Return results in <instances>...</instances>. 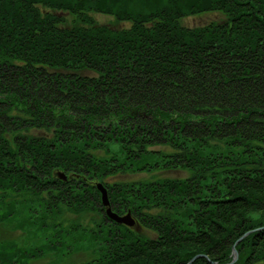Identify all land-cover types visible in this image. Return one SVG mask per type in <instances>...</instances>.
Listing matches in <instances>:
<instances>
[{
	"label": "trees",
	"instance_id": "trees-1",
	"mask_svg": "<svg viewBox=\"0 0 264 264\" xmlns=\"http://www.w3.org/2000/svg\"><path fill=\"white\" fill-rule=\"evenodd\" d=\"M205 13L224 21L181 24ZM188 141L238 151L212 157ZM152 146L171 149L167 163ZM167 166L190 176L105 181ZM26 197L97 212L93 228L71 223L99 244L79 264H264V0H0V224L36 231L43 217L15 222ZM184 203L195 208L185 225ZM48 248L0 239V264Z\"/></svg>",
	"mask_w": 264,
	"mask_h": 264
},
{
	"label": "rangeland",
	"instance_id": "rangeland-1",
	"mask_svg": "<svg viewBox=\"0 0 264 264\" xmlns=\"http://www.w3.org/2000/svg\"><path fill=\"white\" fill-rule=\"evenodd\" d=\"M98 25L107 26L112 30H119L128 27L127 22H116L115 17L112 15H105L101 13H92L90 15ZM67 18V24H71V18L69 16ZM224 21V18L218 13H205L198 16H190L185 17L181 20V24L185 27H197L202 25H207L211 22H221ZM84 75H90V73L84 72ZM199 144L194 142H186L185 148H198ZM118 146L114 145L110 147L112 152H118ZM199 150H203L204 154L211 155L215 157L216 153H224L227 154L229 151H233L237 153L238 150H231L226 141L221 142H209L207 146H200ZM150 151H153L156 154V157L161 160V166L167 163V155L171 154V149L168 146H152L149 148ZM191 150V149H190ZM103 154V153H102ZM165 154V155H164ZM162 155V156H161ZM154 173H139V172H121L118 175H114L111 177L105 178L106 182L109 183H137L138 181L151 180V179H185L190 176L189 172L178 166H167L166 168H161L159 170H152ZM93 182H96L94 180ZM100 182V181H97ZM96 182V183H97ZM205 182L207 185L216 186V180L208 178ZM99 184V183H98ZM17 200H23L22 198H18ZM24 205H18L17 210L19 213L15 216L17 219L15 222L25 220L29 217H33V219H43L39 220L35 223L36 231L28 229V226H24L21 229L14 227V225L3 226L0 224V239L7 240L13 239L16 241V245L19 248H35L41 247L42 245L48 246L49 248L44 251L43 255L37 258L27 260L26 264H79L84 262L90 254H92L96 249L99 248V244L96 241L92 240V235L86 233L80 229L74 230L71 226V223L81 224L86 227L93 228L91 226L94 225L93 220L99 219V216L95 210H92L90 213H83L79 216L78 213H73L68 210V207L65 205L59 204L58 212L59 213H51L48 209L46 212L43 202L33 199L34 203H28L31 198L26 197ZM0 204H2L0 202ZM41 205L40 207H38ZM183 206L180 209L179 218L180 221H183L184 225L188 223L187 216H183V214L188 212L192 213L194 211V207L190 204H181ZM26 207L32 210L31 214ZM34 207H38L37 210ZM44 210H43V209ZM111 209V208H110ZM53 211H56L54 209ZM43 214L45 216H43ZM27 216V218H26ZM252 219H256L257 215H251ZM93 219V220H92ZM14 222V224H15ZM44 224V228H38L40 225ZM56 225H61V227H54ZM89 230V229H88ZM136 231L143 235L144 237L156 238L155 233L142 229L140 227L136 228ZM83 234H86L83 236ZM245 234L240 237L243 239ZM233 256L230 263H234L238 254L235 250V246L232 247V251L230 257ZM193 259V258H192ZM191 259V260H192ZM192 264V263H191Z\"/></svg>",
	"mask_w": 264,
	"mask_h": 264
},
{
	"label": "water",
	"instance_id": "water-1",
	"mask_svg": "<svg viewBox=\"0 0 264 264\" xmlns=\"http://www.w3.org/2000/svg\"><path fill=\"white\" fill-rule=\"evenodd\" d=\"M96 187L101 194L102 204L107 207L109 205V202H108V198H107L106 189L100 183L97 184ZM106 214L108 215V217L111 220H114L115 222H117L119 224H124V225L130 226V227L134 225V221L132 220V218L130 217L129 214H126L124 216H119L116 213H113L110 208L106 209ZM198 257H200V256H195L191 261H189L188 264H191Z\"/></svg>",
	"mask_w": 264,
	"mask_h": 264
}]
</instances>
